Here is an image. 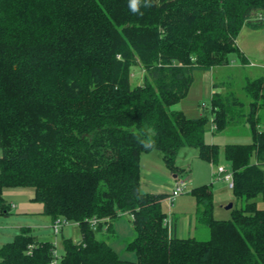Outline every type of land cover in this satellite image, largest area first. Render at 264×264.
Segmentation results:
<instances>
[{"label":"trees","instance_id":"obj_1","mask_svg":"<svg viewBox=\"0 0 264 264\" xmlns=\"http://www.w3.org/2000/svg\"><path fill=\"white\" fill-rule=\"evenodd\" d=\"M246 24L264 25V0H0V215L11 208L5 188L32 187L52 228L77 223L81 239L63 238L58 264H264V75L246 80L247 100L214 82L213 130L248 125L252 142L223 147L242 202L230 219L214 218L211 184L189 191L209 239L177 237L162 207L170 194L141 190L143 153L160 151L177 175L183 147L219 162L210 117L173 106L196 70L228 65L234 52L248 64L237 41ZM124 214L135 259L97 236ZM55 255L30 226L0 246V264Z\"/></svg>","mask_w":264,"mask_h":264},{"label":"rangeland","instance_id":"obj_2","mask_svg":"<svg viewBox=\"0 0 264 264\" xmlns=\"http://www.w3.org/2000/svg\"><path fill=\"white\" fill-rule=\"evenodd\" d=\"M237 41L241 51L248 58V64L244 65L239 54L234 52L230 54L231 62L228 65L215 67L211 72L196 70L189 94L173 106L174 109L183 110L188 117L208 115L210 121L207 125L205 138L208 142L218 143L222 147L219 162L215 165L202 159L196 147H183L178 153L176 164L184 169L178 175L186 180L187 188L173 201H170L168 197L164 199L162 207L169 217H173L177 227L176 235L180 238L195 237L198 240L210 238L209 227L199 219L197 200L189 192L193 187L211 183L213 216L216 219H230L233 209L242 205V202L234 194L230 182L215 179L212 170L217 171L218 166H224L230 171V164L224 157L223 147L228 143H251L252 133L248 125H233L221 132L213 130L211 119L212 87L214 80L221 85L218 87L219 91L231 89L241 99L247 100L244 91L246 80L264 75V25L261 27L244 25ZM143 72L144 70L141 68H133L131 80L133 85L143 82ZM262 128H264V124ZM1 153L0 149V155ZM141 170V190L143 192L171 194V185L175 181L174 173L166 166L160 151L153 150L143 153ZM159 182L162 187L155 184ZM34 195L32 187H7L4 189V197L11 204V208L8 214L0 215V246L13 240L15 235L21 232L22 227L30 226L33 233L40 239L53 241L56 244L57 255L61 256L64 251L63 238L79 241L81 239L80 228L77 223L70 222L63 228V231L55 234L51 218L43 213L42 203L35 201ZM226 197L231 199L226 200ZM256 200L258 206L264 208V196H259ZM230 203L233 204V207L227 208ZM121 219L125 223L120 226V229L117 228V233L103 231L98 232L97 236L100 239H105L108 243L111 240L113 242L119 240V244L118 241H115L117 251L122 258L127 259V255L132 253L126 251V245L134 237L132 216L124 214ZM130 229L132 233H130Z\"/></svg>","mask_w":264,"mask_h":264},{"label":"built area","instance_id":"obj_3","mask_svg":"<svg viewBox=\"0 0 264 264\" xmlns=\"http://www.w3.org/2000/svg\"><path fill=\"white\" fill-rule=\"evenodd\" d=\"M216 126L213 125V129H215ZM213 177L217 180H226L228 182H230L231 187L233 186V174L231 171L227 170L224 166H218L217 171L214 170L213 172ZM187 188V182L184 179H180L178 181H176L174 188L172 189V192L170 194V196L168 197V199L170 201H173L174 198L176 196H178L179 194L183 193ZM172 223L173 220L171 219V217L166 218V225L169 226V228L171 229L172 227ZM69 222L68 221H60L58 220L54 225H53V229H54V233L55 234H59L61 232V229L68 225ZM59 255H55V258L50 262V264H58L59 263Z\"/></svg>","mask_w":264,"mask_h":264},{"label":"crops","instance_id":"obj_4","mask_svg":"<svg viewBox=\"0 0 264 264\" xmlns=\"http://www.w3.org/2000/svg\"><path fill=\"white\" fill-rule=\"evenodd\" d=\"M209 72H211V70H209ZM213 86H214V80H213ZM212 90H213V92H214V88L212 87ZM212 92V93H213ZM224 92V91H223ZM213 172H214V169L212 170V175H213ZM174 178H175V181H173V183H172V189L174 188V186H175V183H176V181H178V180H180V179H182V178H180L179 177V175H177V174H174ZM219 181H224V180H219ZM161 182H159V183H155L156 185H159V186H161L162 187V185L160 184ZM205 184H211V183H205ZM202 185H204V184H202ZM231 198H229V197H226V200H230ZM173 218V217H172ZM173 222H174V220H173ZM125 222L121 219V218H119L117 221H115L114 222V224H113V232L112 233H114V232H118V231H116L117 230V228H119L120 229V226H122V224H124ZM174 227H175V234L177 233V227H176V223H174ZM63 231V230H62ZM63 233V232H62ZM130 233H132V231H131V229H130ZM115 241H118V244H119V240H114V242H113V240H111L110 241V244L116 249V251H117V248H116V246H115ZM112 242V243H111ZM119 253V252H118ZM127 259H135V255L132 253V254H129V256L127 255Z\"/></svg>","mask_w":264,"mask_h":264},{"label":"water","instance_id":"obj_5","mask_svg":"<svg viewBox=\"0 0 264 264\" xmlns=\"http://www.w3.org/2000/svg\"><path fill=\"white\" fill-rule=\"evenodd\" d=\"M233 207V204L232 203H230L228 206H227V208H232Z\"/></svg>","mask_w":264,"mask_h":264}]
</instances>
